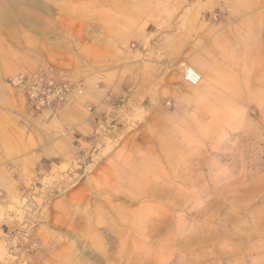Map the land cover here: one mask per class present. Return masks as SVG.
Here are the masks:
<instances>
[{
	"label": "rangeland",
	"instance_id": "rangeland-1",
	"mask_svg": "<svg viewBox=\"0 0 264 264\" xmlns=\"http://www.w3.org/2000/svg\"><path fill=\"white\" fill-rule=\"evenodd\" d=\"M258 3L0 0V264H264Z\"/></svg>",
	"mask_w": 264,
	"mask_h": 264
},
{
	"label": "crops",
	"instance_id": "crops-1",
	"mask_svg": "<svg viewBox=\"0 0 264 264\" xmlns=\"http://www.w3.org/2000/svg\"><path fill=\"white\" fill-rule=\"evenodd\" d=\"M257 5H258L256 7L257 9L253 11V13L255 14H253L251 19L253 20V22L256 23L257 29L262 34V37H260L261 39L259 38L260 39L259 42H258L259 39H257L255 43V52L256 54H260V61L264 62V4L258 3ZM171 9H172L171 6H166V5L162 6V11L158 15H156L155 20L153 21H155L157 25L169 24L170 19L172 17L171 15L173 13ZM144 29L145 31L142 33L143 37L149 35L148 27ZM163 39L164 38L159 37L156 42L161 44L163 42ZM89 43L91 44L95 43L92 37L90 38ZM233 44H235V42H233ZM175 45L176 47L178 46L177 47L179 48L178 50L182 53L185 54L196 53L195 57H192L190 55L188 61H190L191 63H196V61L200 58L203 67L202 73L204 77H206L208 80L217 79L218 81V79L219 80L221 79L222 75L218 74L217 76H215L214 71L220 67L224 68V61L226 59H225V55L222 53L223 50H221V48L217 45L216 42L210 40L209 38H207V36H202L201 47L199 48V45H197L196 43L193 44L192 42H189V39L185 40L179 37L176 38ZM154 65H158V64H154ZM161 66L164 65L161 64ZM157 69L155 68V66L151 68V70H154L155 72L157 71ZM41 150L42 147L33 150L29 157L30 158L42 157Z\"/></svg>",
	"mask_w": 264,
	"mask_h": 264
},
{
	"label": "built area",
	"instance_id": "built-area-1",
	"mask_svg": "<svg viewBox=\"0 0 264 264\" xmlns=\"http://www.w3.org/2000/svg\"><path fill=\"white\" fill-rule=\"evenodd\" d=\"M180 65L182 68L184 80L193 85L199 84L201 82L202 75L198 70L188 65L186 62H181Z\"/></svg>",
	"mask_w": 264,
	"mask_h": 264
}]
</instances>
